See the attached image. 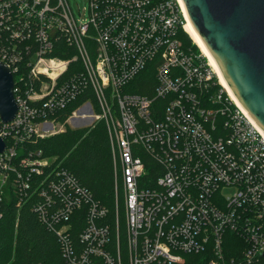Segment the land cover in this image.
Segmentation results:
<instances>
[{"label":"built area","instance_id":"2783aa9c","mask_svg":"<svg viewBox=\"0 0 264 264\" xmlns=\"http://www.w3.org/2000/svg\"><path fill=\"white\" fill-rule=\"evenodd\" d=\"M77 13L68 0H0V61L18 105L12 120H0V204L12 172L19 195L38 181L37 209L66 264H264V133L203 54L184 47L180 0H86ZM101 119L111 221L40 149L19 156L34 138ZM78 211L84 226L74 238Z\"/></svg>","mask_w":264,"mask_h":264},{"label":"trees","instance_id":"16d2710c","mask_svg":"<svg viewBox=\"0 0 264 264\" xmlns=\"http://www.w3.org/2000/svg\"><path fill=\"white\" fill-rule=\"evenodd\" d=\"M179 37L184 47L198 52L186 32L181 31ZM138 82L140 80L135 79V83ZM124 89L144 92L138 84H129ZM81 101L82 97L61 110L57 120L64 122ZM21 147L19 156L40 149L42 156L54 159L53 164L72 172L80 184L109 209L110 221L113 219L115 201L112 153L102 119L85 128L66 126L60 132L34 138ZM143 158L147 163H152L148 156L143 155ZM14 176L15 173L12 172L4 187L0 204V264H66L61 256L57 234L42 220L37 209L40 199L37 190L39 182L33 180L25 194L19 195L13 187ZM120 210H123L122 203ZM120 223L123 229V214ZM71 225V236L75 238L84 226L83 212L78 211L72 215Z\"/></svg>","mask_w":264,"mask_h":264},{"label":"water","instance_id":"95a60500","mask_svg":"<svg viewBox=\"0 0 264 264\" xmlns=\"http://www.w3.org/2000/svg\"><path fill=\"white\" fill-rule=\"evenodd\" d=\"M230 93L264 133V0H180ZM13 75L0 61V120L18 110ZM5 141L0 136V154Z\"/></svg>","mask_w":264,"mask_h":264},{"label":"bare ground","instance_id":"6f19581e","mask_svg":"<svg viewBox=\"0 0 264 264\" xmlns=\"http://www.w3.org/2000/svg\"><path fill=\"white\" fill-rule=\"evenodd\" d=\"M181 2V1H180ZM186 15V13H185ZM185 31L188 33V35H190L191 39L193 40V43L196 44V46L200 49L201 53L203 54V56H205V58H207L208 63L210 64V66L214 69L218 80L220 82V84L225 88V90L227 91L228 95L232 98V100L237 104V106L246 114L248 115L244 109L240 106V104L236 101V99L233 97V95L230 93V91L228 90V88L225 86V84L223 83L220 75L218 74L217 70L215 69L214 65L212 64L207 52L205 51L199 37L197 36L193 26L191 25L187 15H186V23L184 25ZM250 118V117H249ZM251 119V118H250ZM252 120V119H251ZM253 121V120H252Z\"/></svg>","mask_w":264,"mask_h":264},{"label":"rangeland","instance_id":"374dc122","mask_svg":"<svg viewBox=\"0 0 264 264\" xmlns=\"http://www.w3.org/2000/svg\"><path fill=\"white\" fill-rule=\"evenodd\" d=\"M68 1H69L70 5L73 9V12L76 16H78V13H77L78 10L79 11L82 10V8L86 5V0H68ZM187 37L191 42H193V40L191 39L190 35H188V33H187ZM194 47L197 49L198 53H201L200 49L196 46L195 43H194ZM55 126H56V128H59L61 126V124L56 123Z\"/></svg>","mask_w":264,"mask_h":264}]
</instances>
